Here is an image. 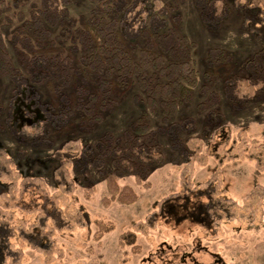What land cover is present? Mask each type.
<instances>
[{
    "label": "rangeland",
    "instance_id": "rangeland-1",
    "mask_svg": "<svg viewBox=\"0 0 264 264\" xmlns=\"http://www.w3.org/2000/svg\"><path fill=\"white\" fill-rule=\"evenodd\" d=\"M124 1L129 48L138 51L149 30L171 28L187 35L195 44L198 84L178 111L146 112L163 146L164 163L146 184L132 175L119 178L121 186L136 190V201L106 204L109 160L91 162L82 173L74 157L105 134L124 138L129 125L143 115L134 97L145 94L136 78L111 88L105 80L113 75L82 72L81 43L61 42L60 29H52L42 44L15 42V31L42 0H7L0 32L27 83L17 89L16 75H0L3 264H264V90L241 83L231 95L225 78L234 73V65L223 67L215 83L204 87L211 49H224L232 62H241L257 51L259 42L239 7L228 11L218 3V18L210 24L195 0ZM254 1L264 5V0ZM93 9L90 0L69 4L78 23ZM59 51L62 57L77 56L74 80L52 86L46 79L34 80L28 59ZM93 94L99 100L88 108ZM12 106L26 113L44 106L65 121L54 118L48 126L19 129L11 122ZM218 114L222 117L212 121ZM200 190L201 199L211 205L210 226L176 222L162 213L168 198ZM98 221L114 228L99 235Z\"/></svg>",
    "mask_w": 264,
    "mask_h": 264
},
{
    "label": "trees",
    "instance_id": "trees-1",
    "mask_svg": "<svg viewBox=\"0 0 264 264\" xmlns=\"http://www.w3.org/2000/svg\"><path fill=\"white\" fill-rule=\"evenodd\" d=\"M71 1L73 0H42L41 6L31 10V19L15 31L14 41L22 42L28 47L33 41L42 44V39L52 29H60L61 42L72 39L73 42L78 40L81 43L83 56H79L78 60L83 67L82 72L88 74L98 70L99 73L113 75L111 81L105 80L111 88L125 80L137 79L145 96L136 95L134 98L137 106L143 110V115L129 125L124 138L105 134L93 146H88L81 156L74 157V162L82 173L91 162H96L97 165L99 159L109 160V169L104 172L108 190V195L103 199L104 203L108 204L113 200L133 203L138 199L136 190L130 185L121 186L119 178L132 175L139 183L146 184L155 167L164 163L163 146L158 133L145 118L146 112L169 115L178 111L181 105L190 102L198 84V70L193 59L195 44L187 35L179 34L171 28L163 32L149 30L146 32L145 44L135 51V48H129L130 37L124 25L127 9L124 0H90L94 4L93 14L82 18L80 23L70 15ZM195 1L203 18L210 24L218 18V3L228 11L231 10L230 6L239 7L259 42L257 51L241 62H232L231 54L224 49H211L206 57L207 84L204 87L215 83L223 67L234 65V73L225 78V87L231 95H234L241 83L252 85L257 91L264 90L263 3L254 0ZM8 8L7 0H0V29L5 26L3 16ZM76 60V55L68 53L62 57L60 51L51 56L44 54L28 59V72L34 80L46 79L52 86L55 81L74 80L76 72L73 64ZM6 73L16 75L14 77L17 80V89L23 88L27 83H23L25 78L16 71L13 58L0 32V75ZM98 100L94 94L91 95L88 108L94 107ZM38 109V112L31 109L26 113L22 108L15 109L12 106L11 122L22 129L25 124L48 126L54 118L65 121L63 115L55 114L51 108L45 110L44 106H38ZM51 115L53 118H50ZM218 117H222L221 114L214 116L212 121ZM202 193L200 190L168 198L163 202L162 213L176 222L188 219L210 226L211 205L201 199ZM97 226L99 235L114 228L113 223L103 221H98ZM5 245V234L0 230V264H3L6 256L3 250Z\"/></svg>",
    "mask_w": 264,
    "mask_h": 264
}]
</instances>
